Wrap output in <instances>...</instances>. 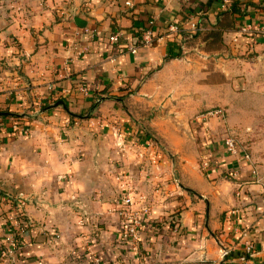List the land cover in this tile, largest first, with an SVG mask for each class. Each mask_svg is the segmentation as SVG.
<instances>
[{
  "label": "crops",
  "instance_id": "1",
  "mask_svg": "<svg viewBox=\"0 0 264 264\" xmlns=\"http://www.w3.org/2000/svg\"><path fill=\"white\" fill-rule=\"evenodd\" d=\"M127 1L0 6V264H264V37L240 32L264 24V0H240L217 49L196 32L233 0ZM214 108L224 120L202 116ZM127 194L152 207L137 250ZM18 201L30 245L11 252Z\"/></svg>",
  "mask_w": 264,
  "mask_h": 264
},
{
  "label": "built area",
  "instance_id": "2",
  "mask_svg": "<svg viewBox=\"0 0 264 264\" xmlns=\"http://www.w3.org/2000/svg\"><path fill=\"white\" fill-rule=\"evenodd\" d=\"M224 2H228V0H224ZM126 4L131 5V2L128 0ZM170 29L171 31H175L177 27L171 26ZM191 30H193V32L196 31L195 23L192 24ZM240 32L242 34H245V35L248 34L252 36V38L254 39L253 41H255L258 37L257 35L264 37V24H262L261 22H256L254 24L248 23L240 29ZM153 37H154V30L151 27H149L147 30L144 31L142 35V40L146 43H151L153 41ZM110 40L112 42H115L118 40V36L113 35L110 37ZM131 51L136 52V49L133 48ZM78 90L84 95H88L91 92L90 86L87 85L85 82H82L79 85ZM202 116L205 118L216 117L221 120H224L226 116V112L222 108H214V109L207 110L206 112L202 114ZM14 127L17 128L16 125ZM223 142L229 154L231 155L239 154V150L236 147L235 139L231 135H226L223 139ZM246 158H249V157L246 156ZM201 167L204 171H206V173H208L211 167L210 160L203 158L201 160ZM254 175L256 176V172H254ZM3 200L4 201L7 200L9 202L11 201V199L7 197H4ZM13 203H14V200H13ZM263 203H264V199H263ZM123 204L126 206V209H123L121 211V215L124 217V222L122 223V230H121L122 239L127 241L129 245L132 246V248L137 250L139 248V242L141 241V228L143 224L146 222V218L144 216L143 217L136 216L134 215L133 212L129 211L127 207L132 204V198L130 194H127L125 196V198L123 199ZM21 205H22V202L18 201V205H17L18 208L14 209L13 213L10 214L8 218L4 219V229L6 230V235L4 239H5V242L9 244L8 247L11 248V252L16 251L22 245L23 246H26L28 244L30 245V243H25L24 241H22V238H21V235L24 234L26 231L25 230L26 228H23L21 225L23 221L16 219L18 216H24L21 209H19ZM262 211L264 212L263 209ZM1 253H2L1 256L6 255L5 251H2ZM228 253H229L228 250H223L222 256L225 257L228 255ZM255 253H256V248H255L254 243L247 242L245 245V255L242 257V260L247 261L248 256L249 257L254 256Z\"/></svg>",
  "mask_w": 264,
  "mask_h": 264
},
{
  "label": "trees",
  "instance_id": "3",
  "mask_svg": "<svg viewBox=\"0 0 264 264\" xmlns=\"http://www.w3.org/2000/svg\"><path fill=\"white\" fill-rule=\"evenodd\" d=\"M245 7L246 5H244L240 0H233L227 9L219 13V18L216 25L212 26L210 29L205 30L203 32H199V31H198L199 33L196 32L198 35H201L204 41H207L206 48L217 49L220 46L224 31L226 29L235 27L236 19L239 16L247 15L246 12L247 7L246 8ZM16 219L24 221L25 224L26 222L28 223V221L24 218V216H18ZM24 222L21 223L23 224V226H24ZM26 227L29 228L30 227L29 224H27Z\"/></svg>",
  "mask_w": 264,
  "mask_h": 264
},
{
  "label": "rangeland",
  "instance_id": "4",
  "mask_svg": "<svg viewBox=\"0 0 264 264\" xmlns=\"http://www.w3.org/2000/svg\"><path fill=\"white\" fill-rule=\"evenodd\" d=\"M43 0H0V6H2L3 10L6 12V17L5 19L7 18L10 19L12 18V16L14 17H17L19 16L20 12L22 10H24L23 7H27V6H33V5H36V4H40ZM45 1V4H49V2L51 1V3L53 5H58V6H62V2H68V0H44ZM149 208L152 209L151 206H149ZM148 208V209H149ZM149 210L147 211L146 209H134V210H131L129 209L130 212H133L134 215L136 216H139V217H145L146 218V215L145 214H149L151 215L152 213V210ZM182 210V206L179 205L177 206L176 209H174V214L176 213H180V211Z\"/></svg>",
  "mask_w": 264,
  "mask_h": 264
}]
</instances>
